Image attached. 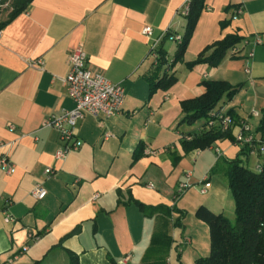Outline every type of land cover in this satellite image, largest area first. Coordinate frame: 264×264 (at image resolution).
Masks as SVG:
<instances>
[{"label": "crops", "instance_id": "1", "mask_svg": "<svg viewBox=\"0 0 264 264\" xmlns=\"http://www.w3.org/2000/svg\"><path fill=\"white\" fill-rule=\"evenodd\" d=\"M184 2L32 0L2 28L0 156L14 167L11 173L0 169V264H68L67 251L78 264H142L146 255L149 263L195 264L209 254V229L195 212L203 206L228 218L233 214L224 160L236 157L240 145L221 139L183 153L181 135L197 131L203 120L182 123L179 102L203 93V80H225L239 85L231 99L218 105L236 118L232 133L245 120L253 127L258 123L264 108V0H204L183 60L170 70L175 83L149 94L145 76L156 64L152 49L162 48L172 59L178 44L167 39L166 31L182 39L187 20L179 9ZM146 25L152 28L150 36L142 34ZM227 34L242 40L218 66L186 67L204 46ZM78 45L93 72L123 85L125 99L104 128L97 117L85 114L74 129L79 149L57 160L58 132L43 122L73 107L60 78L68 71L70 50ZM37 59L41 65H28ZM106 130L112 134L108 139ZM139 145L142 154L133 161ZM254 159L250 154L247 165ZM182 181L190 186L178 195ZM204 182L210 186L200 193ZM36 183L46 190L41 199L31 195ZM130 196L145 206L175 211L144 212ZM5 214L13 221L6 222ZM156 233L171 237L168 252L150 248Z\"/></svg>", "mask_w": 264, "mask_h": 264}, {"label": "trees", "instance_id": "2", "mask_svg": "<svg viewBox=\"0 0 264 264\" xmlns=\"http://www.w3.org/2000/svg\"><path fill=\"white\" fill-rule=\"evenodd\" d=\"M5 1L7 0H0V4ZM31 2L32 0H10L7 17L0 20V31L14 17L24 12ZM203 7L204 0H191L189 12L186 15L185 31L171 60L167 59L166 52L162 48L155 49L156 64L152 72L145 76L149 83V94L158 88L168 89L175 83L176 77L170 70L175 63L183 60L184 51ZM241 40L242 37L237 34H227L204 46L196 57L185 62V65L188 69L202 63L216 67L228 51ZM231 57L233 58V56ZM202 85L205 88L203 93L179 102L181 111L185 113L182 123L191 125L196 121L203 120L197 131L185 133L191 136L190 139L180 137L179 145L183 153L209 148L215 141L221 139L235 142L232 131L237 120L231 112L226 113L231 116L233 124L226 130H222L218 124L207 126V120L211 116V112L215 114L223 112L218 107L220 101L224 98L231 99L239 85H232L225 80H203ZM253 130L257 136L256 142L250 145L239 144L238 155L233 159L224 160L223 175L234 204L233 218L230 219L223 213H213L203 206H200L195 212L196 217L208 226L210 247L209 254L197 258L195 264H264V162L259 164V169H251L246 163L252 150H255L253 155L257 159V163L260 158L264 160V153L261 154L258 147L261 142H264V108L261 110L258 123L253 127ZM141 154L142 145H139L133 153V161H136ZM129 201L136 203L144 212L146 209H162L166 215H171V212L175 211V207L145 206L134 201L131 196ZM171 242L172 239L167 233H156L151 238L150 248L153 250L164 248L168 252ZM67 253L68 264H78L77 256L70 251ZM158 253L156 259L160 256ZM142 264H164V260L149 263L146 255L143 257Z\"/></svg>", "mask_w": 264, "mask_h": 264}, {"label": "built area", "instance_id": "3", "mask_svg": "<svg viewBox=\"0 0 264 264\" xmlns=\"http://www.w3.org/2000/svg\"><path fill=\"white\" fill-rule=\"evenodd\" d=\"M191 0H185L184 4L179 9V14L186 16L189 12ZM236 13H240L241 9L237 8ZM142 34L150 36L152 34V28L146 25L142 28ZM166 37L177 44L181 42V36L174 33L171 30L166 31ZM152 55L156 58L155 49H152ZM248 54L246 63L244 66L245 73L250 72V61ZM68 71L61 77L62 83L66 87V92L73 102V107L68 110H62L58 115H52L46 118L43 122V126L55 128L58 132L60 144L55 150L54 158L57 160H63L66 156L77 149L81 145V141L75 135V127L80 119L85 114H91L98 118V125L104 128V121L106 119L113 118L121 112L125 93L124 87L121 83H115L110 81L102 74L93 72L87 65V56L81 45L72 48L67 57ZM42 60H32L28 63L29 66L41 65ZM253 116H258L257 111H252ZM218 124L222 130L230 128L233 124L232 118L225 112H219L215 114L211 112V116L207 120V126ZM10 128H13L10 126ZM235 142L243 145H250L256 142L257 136L254 133L253 126L248 120H245L239 124L238 130L233 133ZM112 134L109 131H104V139H108ZM184 139H190L189 134L181 135ZM261 154L264 153V142L258 145ZM154 150H147L146 153L153 154ZM254 154L255 150L250 151ZM264 162L260 158L256 163L255 168L259 169V164ZM14 165L9 161L6 155L0 156V169L5 173H11ZM44 172L51 174L50 167H46ZM151 185V184H150ZM190 184L187 181H182L178 185L177 194L180 195L184 190L189 187ZM210 186L209 182H204L199 186V192L205 193ZM46 194V190L40 183L34 184L31 190V195L36 199H41ZM4 220L6 222L13 221V218L8 214H5ZM23 249H26L24 247ZM9 260L8 262H10Z\"/></svg>", "mask_w": 264, "mask_h": 264}, {"label": "rangeland", "instance_id": "4", "mask_svg": "<svg viewBox=\"0 0 264 264\" xmlns=\"http://www.w3.org/2000/svg\"><path fill=\"white\" fill-rule=\"evenodd\" d=\"M9 3H10V0H7L5 2H3L2 4H0V20H4L6 17H7V14L9 12ZM168 39V38H167ZM170 40V39H169ZM257 163V159L255 158L251 164L249 165L251 169H254L255 168V165ZM233 218V214L230 213V219Z\"/></svg>", "mask_w": 264, "mask_h": 264}]
</instances>
